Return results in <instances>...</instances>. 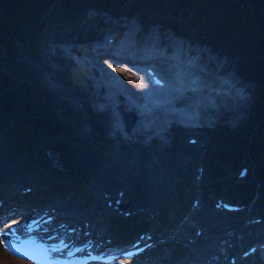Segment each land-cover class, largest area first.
I'll list each match as a JSON object with an SVG mask.
<instances>
[{"label": "rangeland", "instance_id": "rangeland-1", "mask_svg": "<svg viewBox=\"0 0 264 264\" xmlns=\"http://www.w3.org/2000/svg\"><path fill=\"white\" fill-rule=\"evenodd\" d=\"M61 1L58 0L51 6V8L55 6L58 8L53 17L44 22L51 11L42 17L39 25L41 26L43 22L44 25L36 36L33 37L27 29L23 44L14 49L13 54L11 56L9 54L10 57L0 54V67L3 71L13 70L12 73L10 72L9 81L11 80L10 85L14 86L13 89L9 87L4 89L7 102L13 103L6 104V110H0V116H5L8 122L7 125L0 121V147L8 151L0 157L12 164L13 161L15 162L13 157L19 156L17 153L21 150L36 151L40 155L47 156L50 161H53L52 154H55L61 165L64 159H68L71 150L77 154L90 151V147L104 148L105 145L116 141V130H119L124 137L120 128L125 117H128L130 122L136 118L134 127L139 123L133 109H127L123 105L111 107L109 117L105 109L111 102L90 101L88 96L92 92L91 89L84 88L83 84L75 79L79 67H85L86 58L80 50L89 41L103 37V42L107 43L109 39H112L110 33L115 31L110 27H123L124 24L134 21L142 27L144 32L148 30L146 33L149 31L153 33L155 30L163 31L162 41L167 40L164 35L170 38L173 35L188 39L193 42L194 47L208 53L215 65L218 62L220 66L224 65L235 73L236 80L244 83L250 90L243 112L238 113L239 117H236L238 114L228 116L217 125L216 129L209 132L210 142L207 144V149L201 147L202 142L204 143L203 138L199 139V146L191 147L189 139L193 136L187 132H176L173 129L164 136L158 135L169 149L172 158L185 157L193 162L181 174L184 184L180 189V197L177 198V205L183 212L181 216L185 218L196 212L195 221L198 222V216L214 212L217 198L252 204L255 208L260 207L262 210L264 208V120L262 116L264 115L258 117V113L264 106V97H261L262 92L256 81L243 73L245 61L241 56L242 46L222 42V40L217 42L205 24H193L190 20L193 18L183 16L185 12L177 15L172 9L174 5L172 0H111L113 9L109 11L97 8L93 5L94 0H69L70 2L64 0V5H59ZM194 26L195 29L190 30ZM77 27H81L80 30ZM102 30L104 34H98ZM148 36L153 37V35ZM73 38L76 40L73 41ZM98 40L102 42L101 39ZM71 47H75L76 54H70ZM59 50L63 51L61 56ZM43 52L49 56H44ZM66 58L75 64L67 61ZM230 76L232 77L231 74ZM17 77L22 80L16 81ZM99 87L98 85L99 92L109 96L107 91L103 92ZM113 99L121 101L119 96ZM0 103L2 104V100ZM28 109L30 112H27ZM40 116H56L58 122L54 124V127L46 130L36 122V118L42 121ZM239 118L249 120L243 128L238 130ZM129 139L132 143L135 141L134 137L130 136ZM148 144H150L148 139L142 141V145ZM157 145L153 144V146ZM13 148L18 150L16 154L12 153ZM138 152L141 157H147L149 154L147 149L143 148ZM31 159L37 160L36 157ZM200 167H204L206 171L204 180L201 182ZM244 167H248L251 176L240 183L237 177ZM97 168L98 165L94 163L90 170H97ZM90 170L85 168L79 173L78 185L66 182L58 175H54L52 171H46L50 174L43 172L41 181L50 183L47 184L50 186L59 185L66 191L64 193L68 198L67 201L71 197L75 199L74 201H80L87 194L86 189L89 187L88 183L80 179ZM57 171H65V169L58 168ZM22 172L28 173L31 179H37V173L32 170L23 168ZM91 179L93 178H87L86 181ZM107 184L108 182H104V186L110 188L125 186V183L117 178L110 180L109 186ZM94 194L100 195L97 192ZM192 195L194 197H191ZM94 205L95 202L91 200V206ZM262 211L264 214V210ZM172 213L170 208L167 217ZM244 220L233 216L228 219L223 218L219 222L234 223ZM123 224V222L118 223V225ZM243 224H246V221ZM177 225L175 224L176 227ZM218 229L216 225H213L210 233H215ZM188 232L190 235H195L196 227H191ZM225 234L231 237L236 235L233 231ZM184 240H174L166 249H174L177 252L178 249L183 248Z\"/></svg>", "mask_w": 264, "mask_h": 264}, {"label": "bare ground", "instance_id": "bare-ground-1", "mask_svg": "<svg viewBox=\"0 0 264 264\" xmlns=\"http://www.w3.org/2000/svg\"><path fill=\"white\" fill-rule=\"evenodd\" d=\"M121 27L122 26L115 28L110 27L114 30H120L114 33V36L119 42L118 44L123 42V50L121 51L124 53H138L140 48H143L144 42L141 41V37L145 34L142 27L139 28L138 33L132 31L128 34V36H125V34L121 32ZM80 28L81 27H77L78 30H80ZM103 32L104 31L102 30L101 34H103ZM156 35L158 37V33H156ZM164 36L167 40L174 39L173 36H171V38L168 35ZM98 39H101L102 42L100 40L89 41V45L87 43L85 47L80 50V52L85 54H89L91 52H99L103 54V52H107L106 54H109L108 52L114 51L113 45H107L105 47L103 37ZM102 46L105 47V51H102V49H96L97 47ZM71 49L75 50V47H71ZM152 49L155 50V52L150 56H156L159 54L157 46H154ZM194 50L198 52L197 49ZM59 53L61 56L63 51L59 50ZM43 55L49 56V54L44 52ZM66 60L70 61L69 58H66ZM212 60L215 61V59ZM84 63L85 67H79V71L77 72L78 74L75 75V79L83 84L84 88L87 87L91 89L92 92L88 96V99L90 101L94 100L95 102L102 103L111 102L105 109L109 117L111 116L110 109L111 107H114V105H123L127 108L128 102L125 100V96L127 94L129 95L130 92L126 89L118 88L111 80L105 81L103 79H99L97 77L98 74L95 75V70L91 68L89 61H84ZM222 69L224 70V68ZM218 77L221 78V75ZM124 78L127 79L126 76H124ZM209 84H213V82H205L203 83V86L205 87ZM98 85L100 86V90L103 92L104 90L107 91L109 96L99 92L97 90ZM115 96L121 97V101L113 99ZM246 103L247 101L245 103H241L238 110L232 112L231 116L243 112L245 108L244 104ZM133 111L135 112L137 120L142 123V116L145 115L142 114V111L140 112L141 116L137 111ZM163 113L167 117L171 115V111L166 108H163ZM236 117H239V114L236 115ZM239 119L240 123L238 125V130L243 128L249 120L248 118ZM124 120L126 127L125 131H129L128 124L131 122L128 120V117H125ZM162 122L164 121L162 120ZM109 123L111 124L110 120ZM140 123H138L135 127L129 126V128L131 127V130L127 133V137H134L135 141L133 143L129 138H124L119 130H116L117 138L114 143L105 145L104 148H100L101 150L98 147H90L91 150L86 153L76 154V152L71 150L68 159H64L61 162V165H59L55 154H52L53 161H50L47 156L45 157L44 155H40L36 151L32 152L21 150L17 153L18 150L13 148L12 153H17L19 155L17 157H13L15 158V162L13 161L12 164H9L10 161L4 160L0 157V178L2 184L4 185V189H0V200H2V198L8 200V196L16 198L20 195V189L26 186L44 188L46 184H50L48 182L45 183L41 181L44 176L43 172L50 174L46 171H52L54 175H58L66 182L78 185L79 173L85 168L90 170L95 163L98 165L99 170L98 168L97 170L92 169L87 175H85V177L80 179L89 185L86 189L87 194L84 195L80 201H74L75 199H73V201L69 200L68 203L60 201V196H58L57 199L59 201L54 203L53 208H57L62 212V216L59 218L63 222L68 220H72L73 222L89 221L90 224L95 227L97 232L104 233L103 239L110 238L115 241L118 238V233L124 231V228L120 230L114 227L115 221L124 223L122 226L125 227V231L131 234L129 239L132 237V233L135 230L137 232L141 230L152 231L155 234V242L152 246H150L151 249L149 248L148 252L140 256V258L129 260L126 264H186L193 259H201L203 261H211L215 259L217 260V263L225 264L226 257L230 260L232 256L243 252L242 248H239L238 246H236V248H232V246L239 244L240 240H244L242 236L241 239L238 237L240 231H248V229H251L252 227L247 229V225H244L241 222H219L223 220L221 217L224 215L217 211L211 213L207 212L202 216H198V222L195 221V216H197L196 212H193L190 216H185L183 220L180 215H177L180 210V207L177 205V198L180 197V189L184 184L181 174L184 169H188L193 162H190L185 157H178L175 159L172 158L170 151H168L169 149L164 145L160 137H154L152 139V144H148L147 146L142 145V141L147 139L148 134L145 133L139 126ZM164 125H166V123H164ZM160 134L165 135V132H161ZM194 137L195 135L191 138ZM153 144L158 145L153 146ZM117 145L120 147L117 148ZM142 148L147 149L149 152L147 157L140 156L138 151ZM6 153H8V151L5 150V148L0 147V155ZM33 157H36L37 160H32L31 158ZM16 164L17 168L15 169ZM23 168L37 173V179H31L28 173H23ZM58 168L65 169V171H57ZM250 174L248 177L251 176ZM87 178L93 179L86 181ZM114 178H117L120 182L125 183V186H123V190L125 191L124 200L119 211L125 209L126 212H135L136 215L132 216L130 219H126L113 209L108 210L105 205H101L102 203L107 202L103 196L101 197L104 193L102 191H109L110 189V187L104 186V182H108L107 185L109 186L110 180ZM237 180L240 183L242 182V180L238 177ZM95 192L100 194V198L94 194ZM82 194L85 193L82 192ZM191 197L194 196L192 195ZM91 200L95 202L94 206H91ZM20 205V203L17 204V206L21 207ZM79 205L81 206L79 207ZM170 208L173 213L167 217V212ZM254 208V206L249 207V209L243 213V217H246L243 223L248 221V218L254 214ZM255 209H258L256 211L258 215H263L262 210H264V208L262 210L260 207ZM142 210L144 211L141 212ZM103 216H107L110 219L104 220ZM146 216L149 217L147 224H140L136 221ZM251 219H254V217H251ZM134 220L135 222L133 223ZM179 220H182L180 222L181 224L182 222H185L181 225L180 223L178 224ZM175 224H178L177 227ZM213 225H216L219 229L215 233H210ZM191 227H196L195 235H190L188 232ZM199 230H202L204 233L200 238H197ZM230 231L235 233L238 232V234H236L237 237L236 235L235 237H231L225 234ZM125 237L126 239L128 238L127 235H125ZM189 238L194 239V244L189 243L186 247L178 249L177 252L174 251V249H166V247L174 240L185 239L187 241ZM261 240L264 241V232L262 233ZM254 241H256V239L252 238L251 235H248L243 241V245L248 246V244ZM194 248L197 249V254L193 253L192 249ZM253 260L254 258L252 257L244 263L239 264H252ZM226 263L228 264V262ZM0 264L29 263L10 257L0 248ZM254 264H264V261L260 260V258H256Z\"/></svg>", "mask_w": 264, "mask_h": 264}, {"label": "trees", "instance_id": "trees-1", "mask_svg": "<svg viewBox=\"0 0 264 264\" xmlns=\"http://www.w3.org/2000/svg\"><path fill=\"white\" fill-rule=\"evenodd\" d=\"M58 0H0V54L8 57L13 54V50L23 44L24 34L29 29L33 37L41 31L44 22L53 17L58 8H51ZM62 0L59 5H64ZM173 11L183 16H189L193 24H205L210 32L213 33L217 42L234 43L242 46L241 56L245 61L246 73L256 81L261 89V97H264V0H172ZM66 2H70L66 0ZM65 2V3H66ZM93 5L97 8L109 11L113 9L111 0H94ZM114 10H116L114 8ZM51 14L43 24L39 23L45 14ZM197 20V22L195 20ZM197 26V25H196ZM195 29L191 27L190 30ZM10 54V56H9ZM16 67V65H13ZM13 70H10L12 73ZM9 71H3L0 67V110H6L8 101L4 91L11 86V75ZM20 77L16 78L20 80ZM22 80V79H21ZM15 82V81H13ZM9 107V106H8ZM13 107V106H11ZM10 108V107H9ZM27 112H30L28 109ZM43 113V111L41 110ZM264 115V106L258 113ZM42 121L36 122L46 130L54 127L57 122L54 116H40ZM264 120V116H262ZM0 121L8 125L7 118L0 116Z\"/></svg>", "mask_w": 264, "mask_h": 264}, {"label": "snow or ice", "instance_id": "snow-or-ice-1", "mask_svg": "<svg viewBox=\"0 0 264 264\" xmlns=\"http://www.w3.org/2000/svg\"><path fill=\"white\" fill-rule=\"evenodd\" d=\"M4 238L7 240V238H8V234L7 233L4 234ZM10 250L13 251L14 254H20V253L16 252L15 249H11L10 248ZM24 258H28V257H24Z\"/></svg>", "mask_w": 264, "mask_h": 264}, {"label": "water", "instance_id": "water-1", "mask_svg": "<svg viewBox=\"0 0 264 264\" xmlns=\"http://www.w3.org/2000/svg\"><path fill=\"white\" fill-rule=\"evenodd\" d=\"M130 126L132 127V126H133V124H131ZM131 127H130V128H131ZM130 128H129V129H130Z\"/></svg>", "mask_w": 264, "mask_h": 264}]
</instances>
